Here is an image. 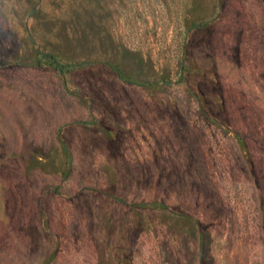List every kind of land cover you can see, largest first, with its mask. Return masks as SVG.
<instances>
[{"label":"rangeland","instance_id":"1","mask_svg":"<svg viewBox=\"0 0 264 264\" xmlns=\"http://www.w3.org/2000/svg\"><path fill=\"white\" fill-rule=\"evenodd\" d=\"M0 264H264V0H0Z\"/></svg>","mask_w":264,"mask_h":264}]
</instances>
